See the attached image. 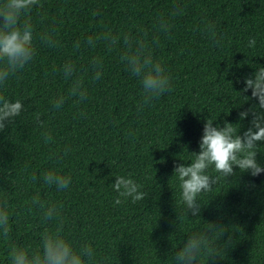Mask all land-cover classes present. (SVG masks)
<instances>
[{"label":"trees","instance_id":"1","mask_svg":"<svg viewBox=\"0 0 264 264\" xmlns=\"http://www.w3.org/2000/svg\"><path fill=\"white\" fill-rule=\"evenodd\" d=\"M177 7L182 14L173 16ZM26 20L37 54L0 85V95L23 103L20 116L0 131V200L9 203L11 229L8 239L0 233V264H11L13 247L37 251L45 228L61 224L75 247L91 245L92 264H174L188 236L210 224L226 231L219 255L204 254L199 264H264V173L234 168L236 175L198 197L199 217L187 211L173 178L177 164L199 153L207 119L237 125L243 136L253 117L239 114L254 106L264 112L251 90L240 94L245 79L264 66V0H40L22 14L20 23ZM161 20L170 25L167 33ZM108 34L120 37L111 50L103 39L95 47L85 43ZM129 34L146 39L172 78L171 90L147 104L139 79L121 60ZM94 58L103 62L99 80H93ZM66 62L75 65L71 79L62 72ZM75 79L83 80L87 98L56 109L53 102ZM257 147L264 166V142ZM50 170L70 175L69 187L46 185ZM117 176L134 179L145 199L116 205ZM37 194L41 204L33 205ZM53 204L60 216L46 222L43 213Z\"/></svg>","mask_w":264,"mask_h":264},{"label":"clouds","instance_id":"2","mask_svg":"<svg viewBox=\"0 0 264 264\" xmlns=\"http://www.w3.org/2000/svg\"><path fill=\"white\" fill-rule=\"evenodd\" d=\"M40 0H3L0 3V17L3 24L0 25V85H5L10 77L23 70L34 59L37 50L33 44V27L27 20L21 24L22 14L31 11ZM42 6V5H41ZM182 14V9L177 7L172 15ZM161 30L167 33L170 25L161 20ZM211 27V25H209ZM45 43H52L50 36L41 37ZM103 39L109 50L120 43V37L111 34L104 36H89L86 44L95 47L96 42ZM124 51L121 60L132 76L137 77L142 86V97L145 104L150 103L170 91L172 88L171 75L164 64L155 60L149 49L146 39H137L131 34L124 36ZM255 39L249 40V47H255ZM80 48V42L75 44ZM94 70L93 80H99L103 62L100 58L91 61ZM75 65L66 62L62 68L65 79H71L75 74ZM246 87L240 94L252 91V99L259 101V109H264V66L258 67L254 77L245 79ZM87 88L82 79H75L68 90L67 95L59 96L53 106L59 109L67 100L78 97L77 102L87 98ZM248 101V97L244 96ZM23 110V103L17 99L12 102L0 95V131H4L7 125L14 123ZM251 113L252 127L243 133L237 131V125L225 121L224 126H214L212 119H207L204 132L200 141L199 153H189V164H177L174 167V176L179 182L181 201L186 204L187 211L194 217H199L201 206L198 197L202 193L214 191L221 178L228 179L236 175L234 168H239L241 173H250L253 177L264 173V166L257 162L258 142H264V112L258 111L254 106L247 112H241V120ZM83 115V113H81ZM36 119L43 126L39 114ZM52 141L51 133L45 134V143ZM71 149H65V155ZM211 172L217 175L213 176ZM33 176L32 180L35 181ZM71 176L58 174L55 170L43 174V182L48 186H55L58 190L67 189L71 183ZM112 185L120 198L115 200L116 205L126 202L131 198L132 203L145 199L146 193L141 191V185L134 179L117 176ZM123 198V200L121 199ZM33 205H40L37 194L31 200ZM43 207V205H41ZM62 207V206H61ZM60 216L58 207L53 204L43 213L44 221H52ZM211 227L203 232H195L188 236L183 246L175 253L174 264H199L202 255L210 257L219 255L217 242L226 229L210 224ZM62 224L54 231L45 228L41 235V248L31 252L24 247H13L10 252L11 264H92L95 255L91 245L79 248L66 238L62 232ZM9 203L0 200V233L5 239L10 234ZM216 241V243H214Z\"/></svg>","mask_w":264,"mask_h":264}]
</instances>
